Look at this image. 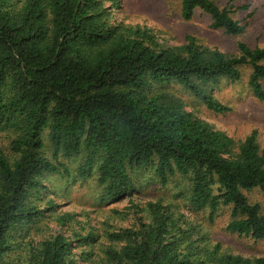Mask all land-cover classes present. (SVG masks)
Masks as SVG:
<instances>
[{
    "label": "trees",
    "instance_id": "16d2710c",
    "mask_svg": "<svg viewBox=\"0 0 264 264\" xmlns=\"http://www.w3.org/2000/svg\"><path fill=\"white\" fill-rule=\"evenodd\" d=\"M108 1L118 6L116 0H0V131L15 134L14 159L0 149V264H79L78 257L92 255L74 252L92 235L36 240L30 231L46 211L43 178L71 176L59 158L83 159L77 177L97 175L101 202L131 197L133 177L143 171L162 185L175 175L189 177L194 210L207 209L212 219L229 207L226 230L264 242V214L245 195L253 189L264 195L256 133L236 143L167 89L179 86L209 111L225 114L230 109L214 91L223 80L240 81V69L249 67V88L264 101V48L239 43L237 55L228 56L201 49L190 37L181 47H166L151 30L111 23ZM196 10L228 35L245 29L212 0H182L184 20ZM146 211L148 222L139 217L137 228L108 234L120 244L104 250L108 264H264V257L207 247L170 204L149 203ZM24 249L26 258L19 253Z\"/></svg>",
    "mask_w": 264,
    "mask_h": 264
},
{
    "label": "rangeland",
    "instance_id": "374dc122",
    "mask_svg": "<svg viewBox=\"0 0 264 264\" xmlns=\"http://www.w3.org/2000/svg\"><path fill=\"white\" fill-rule=\"evenodd\" d=\"M116 1L117 7L112 6L110 1L105 3L110 8L111 23L151 30L159 44L166 47H181L187 44L190 37L201 49L217 50L228 56L237 55L239 43L251 49L264 48V0H212L219 8H228L232 18L244 26L243 33L237 36L213 29L211 17L201 10H196L191 20H184L181 16L182 0ZM240 72V81L232 83L223 80L214 91V96L230 109L225 114L209 111L179 86L167 89L184 103L186 111L215 130L226 133L236 143L255 132L259 149L264 153V101L254 97L249 88L251 69L242 67ZM13 138L15 134L0 131V149L9 159L15 157L10 149ZM82 161L81 158L78 161L59 158V162L69 168L71 176L62 178L54 174L43 178L47 190L41 201L43 204L38 203L46 210L38 227L42 230L36 231L37 224L30 230L36 240L54 234H64L68 238L78 235L81 239L92 235L93 241L85 240L83 246L74 251L78 255L92 253L89 260L81 261L78 257L79 264H108L104 250L120 247V244L109 241L108 234L120 229L137 228L139 217L148 222L146 206L158 201L170 204L175 214L184 215L189 224L196 226L199 236H205L207 247L219 244L223 254L264 257V242L226 230L231 220L229 207H221L212 219L209 218V210L196 211L191 207L192 184L189 177L175 175L162 185L152 171H143L133 177L136 191L131 197L101 202L102 187L98 185L97 175L85 180L77 177ZM245 195L250 203L260 205L264 214V195L258 189L245 192ZM49 201L51 205L48 206L46 203ZM24 240L27 242L30 239L27 237ZM25 249L19 252L22 258L28 254Z\"/></svg>",
    "mask_w": 264,
    "mask_h": 264
}]
</instances>
